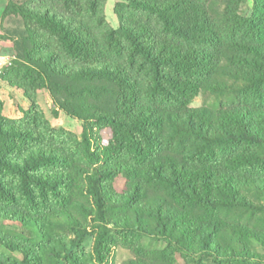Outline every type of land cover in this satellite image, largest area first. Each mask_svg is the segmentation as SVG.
I'll list each match as a JSON object with an SVG mask.
<instances>
[{"label":"trees","instance_id":"trees-1","mask_svg":"<svg viewBox=\"0 0 264 264\" xmlns=\"http://www.w3.org/2000/svg\"><path fill=\"white\" fill-rule=\"evenodd\" d=\"M244 4L118 0L113 29L104 0L9 3L4 17L23 28L16 61L0 79L27 109L12 121L0 103V223L23 231L0 229V247L20 256L2 255L0 264H40L33 246L56 230L71 240L61 245L64 257L47 252L55 264H78L72 252L89 233L69 208L92 224L95 264H105L117 237L166 245L128 264H176L178 256L187 264H264L253 252L264 249V230L215 218L264 216V10L255 4L257 14L246 16ZM41 90L54 115L82 123L80 140L49 124L36 101ZM201 93L244 103L190 108ZM103 128L112 138L100 145L94 131ZM80 188L90 209L73 202Z\"/></svg>","mask_w":264,"mask_h":264},{"label":"rangeland","instance_id":"rangeland-1","mask_svg":"<svg viewBox=\"0 0 264 264\" xmlns=\"http://www.w3.org/2000/svg\"><path fill=\"white\" fill-rule=\"evenodd\" d=\"M26 0H0V57H5L8 60L9 65L4 70L11 68L16 61V53L14 44L18 38L19 32L22 30V24L18 17L8 16L4 17V12L7 9L10 2L15 4H23ZM106 3L105 6V19L107 24L113 28L117 29L119 26V20L114 14V8L118 0H104ZM255 4H258L264 10V0H245V4L240 7V12H243L244 15L250 16L255 13ZM257 14V13H255ZM259 14V13H258ZM36 101L45 117L47 118L49 124L56 130H64L68 134L75 136L80 140L82 133V123L76 119H73L62 112H58L57 115H54L55 106L50 97V94L47 90H41L37 92ZM0 103L3 104L4 117L12 121H19L22 119V111L27 109L26 102L22 99V96L18 94L13 89L9 88L5 83L0 79ZM239 103H244L242 98H233L229 96L217 97L216 95L210 93H201L197 96L192 104L189 106L193 109L207 108L214 111H217L222 108H228L235 106ZM95 137L99 144L108 142L112 138V133L109 129H97L94 131ZM70 135V136H71ZM162 145L167 150H171L175 147V143L168 142V133L163 132L161 134ZM170 148H167L169 147ZM217 153V159L220 161L225 155L220 151H215ZM123 181L119 180L114 184V190L120 192L123 189ZM80 191L77 192L76 196H73V202L82 204L87 209H90V203L86 198L81 194ZM68 214L77 219V221L83 227H87L89 236L80 244L79 247L74 249L72 252L76 255L78 264H95L92 255V248L94 244L95 231L92 229V224L89 219L84 220L79 217L77 212L69 208ZM215 218L221 220L228 226H243L252 231H261L264 230V216L257 214H248L245 212H223L219 211ZM1 233L6 235V232H13L14 230L17 233H20L19 228L10 227V226H1ZM114 230L111 231L113 233ZM25 234L26 231H25ZM32 236V235H31ZM29 235V237H31ZM71 240V236L65 231L56 230L55 232L48 235L47 240L43 243H39L38 246H33V255L37 258V261L40 264H55L56 257L49 255L48 249L55 250L56 253L61 254V257H64L63 248L61 245L66 246ZM114 246L112 247L109 256L105 264H128L130 262H137L141 259L149 258L154 252L164 250L166 245L155 238H115L113 241ZM62 250V251H61ZM259 255L264 261V249L259 245H255L254 251ZM7 255L11 258L16 257L20 259V256L17 254H12L5 251L0 247V256ZM57 264H68L66 260H59ZM176 264H187L181 257H177ZM190 264V263H188ZM201 264H208L205 261Z\"/></svg>","mask_w":264,"mask_h":264},{"label":"built area","instance_id":"built-area-1","mask_svg":"<svg viewBox=\"0 0 264 264\" xmlns=\"http://www.w3.org/2000/svg\"><path fill=\"white\" fill-rule=\"evenodd\" d=\"M8 65H9L8 60L5 57H0V69Z\"/></svg>","mask_w":264,"mask_h":264},{"label":"bare ground","instance_id":"bare-ground-1","mask_svg":"<svg viewBox=\"0 0 264 264\" xmlns=\"http://www.w3.org/2000/svg\"><path fill=\"white\" fill-rule=\"evenodd\" d=\"M5 67L7 68V66H5ZM5 67H3L2 69H0V75L2 74V72H3V70H4Z\"/></svg>","mask_w":264,"mask_h":264}]
</instances>
